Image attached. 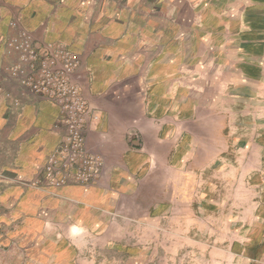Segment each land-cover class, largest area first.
Returning a JSON list of instances; mask_svg holds the SVG:
<instances>
[{"label": "rangeland", "instance_id": "rangeland-1", "mask_svg": "<svg viewBox=\"0 0 264 264\" xmlns=\"http://www.w3.org/2000/svg\"><path fill=\"white\" fill-rule=\"evenodd\" d=\"M129 1L154 24L146 47L161 49L162 88L175 84L178 98L147 111L159 135L130 125L119 167L129 188L79 229L52 224L42 239L61 247L40 264H264V0ZM83 99L95 175L45 181L49 156L71 144L60 119L59 143L23 187L112 189L105 157L88 147Z\"/></svg>", "mask_w": 264, "mask_h": 264}, {"label": "crops", "instance_id": "crops-1", "mask_svg": "<svg viewBox=\"0 0 264 264\" xmlns=\"http://www.w3.org/2000/svg\"><path fill=\"white\" fill-rule=\"evenodd\" d=\"M12 19L31 32L41 56L62 44L81 57L71 79L88 103V147L105 157L111 190L21 185L35 176L63 131L59 106L23 94L8 74L18 63L6 46ZM147 23L155 31L129 0H0V264H40L47 249L61 247L42 239L52 224L79 229L83 220L95 219L99 206H113L114 189L129 188L119 167L127 164L123 150L130 125L159 135L162 128L147 119V111L160 112L163 99L178 98L175 84L162 88L161 49L153 47L155 35L153 48L147 49ZM174 132L170 125L169 135Z\"/></svg>", "mask_w": 264, "mask_h": 264}, {"label": "built area", "instance_id": "built-area-1", "mask_svg": "<svg viewBox=\"0 0 264 264\" xmlns=\"http://www.w3.org/2000/svg\"><path fill=\"white\" fill-rule=\"evenodd\" d=\"M9 26L13 33L6 46L18 55V63L8 68V74L21 87L23 94L38 95L57 104L61 119L70 132V146L66 144L49 156L44 168L45 181L63 183L71 177L79 181L89 180L97 171L98 161L84 150L87 106L79 86L71 79L78 60L62 45H51L49 54L41 56L32 34L19 21L13 19ZM76 168L78 171H74ZM82 168L88 174L82 172Z\"/></svg>", "mask_w": 264, "mask_h": 264}]
</instances>
